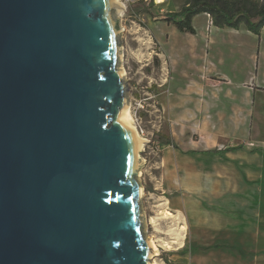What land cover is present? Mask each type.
Returning <instances> with one entry per match:
<instances>
[{
	"label": "water",
	"instance_id": "water-1",
	"mask_svg": "<svg viewBox=\"0 0 264 264\" xmlns=\"http://www.w3.org/2000/svg\"><path fill=\"white\" fill-rule=\"evenodd\" d=\"M113 0H0V264H150Z\"/></svg>",
	"mask_w": 264,
	"mask_h": 264
},
{
	"label": "rangeland",
	"instance_id": "rangeland-1",
	"mask_svg": "<svg viewBox=\"0 0 264 264\" xmlns=\"http://www.w3.org/2000/svg\"><path fill=\"white\" fill-rule=\"evenodd\" d=\"M188 1L123 0L126 8L121 18L124 31L119 35L120 67L126 71L131 113L139 130H143L146 144L141 153L144 161L139 175L144 189L140 200L144 235L153 239L159 248L155 257L157 264H264V252L260 253L253 242L249 247L244 246L245 255L233 249L209 250L207 255L192 250L194 246L213 245L225 239L232 242L229 232L222 233L220 229L223 217L227 215L224 219L229 222L233 206L229 198L228 182L233 179L230 174L238 165L253 163L264 155V146L249 144L245 130L235 134L231 129L204 127V121L209 124L211 119L209 109L217 106L199 103L172 106L169 102L176 97L167 81L172 69L159 38L175 43L177 40L183 42L184 38L174 36L170 24L160 19V15L179 10ZM196 24L201 31L198 39L204 40L206 18L198 17ZM256 36L243 35L241 38L257 43L259 36ZM262 36L264 40V31ZM214 37L217 41L236 38L225 33H216ZM186 44L190 50L191 44ZM202 55L203 58L193 55L192 60L197 58L202 65L204 52ZM227 58L229 60L230 56ZM242 59L238 61L240 70L246 73L252 62L250 58ZM193 61L189 64L187 60L180 61L177 71L196 69ZM254 66L257 69V60ZM139 100L145 101L146 109L136 112L135 102ZM200 102H203L202 97ZM227 146L235 149L221 155L189 152Z\"/></svg>",
	"mask_w": 264,
	"mask_h": 264
},
{
	"label": "crops",
	"instance_id": "crops-1",
	"mask_svg": "<svg viewBox=\"0 0 264 264\" xmlns=\"http://www.w3.org/2000/svg\"><path fill=\"white\" fill-rule=\"evenodd\" d=\"M200 16L206 18L204 40L198 39L201 31L196 21ZM193 26L196 34L180 32L173 24H170L173 35L183 37V42L177 40L175 43L168 39L162 41L159 38L172 69L167 81L169 90L176 97L169 102L173 104L172 106H196L198 103L201 106H217L214 110L209 109L211 119L209 124L204 121L206 123L203 124L204 127L215 130L231 129L235 134L245 130V138L249 144L264 146V40L262 36L264 28L259 37L243 25L240 29L219 28L212 24L207 13L195 15ZM211 31H213L212 36ZM216 33L230 34L236 38L217 41L214 37ZM243 35L256 36L258 42L250 40L248 43L241 38ZM197 39L199 42L195 43ZM186 42L191 44L190 50H187ZM203 52L202 65L197 58L192 60L193 55L202 57ZM242 58H250L252 62L246 73L240 70L238 61H242ZM184 60H187V63L195 62L196 69L188 66L189 69L178 72L176 67L180 61ZM255 60H257V69L254 66ZM227 62H229L228 65ZM200 66L205 69H201ZM201 97L203 102H200ZM227 147L231 149L216 155L227 154L235 149L233 146ZM249 147L251 146H247L251 149ZM192 153L214 154L201 151ZM259 157L257 162L238 165L230 174L233 179L228 182L231 193L229 198L233 206L228 217L229 222L225 220L227 215L223 217L220 229L222 233L229 232L232 242L225 239L213 245L194 246L198 249H192L193 251H200L207 255L209 250L233 249L240 255H245L244 246L249 247L253 242L260 253L264 252V155ZM224 210H230V208L224 207Z\"/></svg>",
	"mask_w": 264,
	"mask_h": 264
},
{
	"label": "trees",
	"instance_id": "trees-1",
	"mask_svg": "<svg viewBox=\"0 0 264 264\" xmlns=\"http://www.w3.org/2000/svg\"><path fill=\"white\" fill-rule=\"evenodd\" d=\"M199 13H207L211 22L219 28L229 27L240 29L243 25L253 34L260 36L264 28V0L258 3L254 0H189L178 11H168L161 14L160 19L173 24L180 32L196 34L193 17ZM156 16V15H155ZM231 148H211L202 153L219 154ZM197 152V151H189ZM197 250V247H193Z\"/></svg>",
	"mask_w": 264,
	"mask_h": 264
},
{
	"label": "bare ground",
	"instance_id": "bare-ground-1",
	"mask_svg": "<svg viewBox=\"0 0 264 264\" xmlns=\"http://www.w3.org/2000/svg\"><path fill=\"white\" fill-rule=\"evenodd\" d=\"M113 6H114V14H115V18L117 20V25H118V29H119V33L124 31V28L121 24V18H122V14L123 11H125L124 9L126 8L125 3L123 2V0H113ZM121 73L124 75L126 73V71L124 70V68H121ZM130 102L128 101L123 114H122V120L129 126V128L131 129L132 133L134 134V136L136 137L137 140V153L139 155V173H138V179H139V175L141 173V168H142V164H143V158L141 156V153L143 152L144 148L146 147L145 145V139L143 134L141 133V131L139 130V127L136 123L135 118L133 117L132 113H131V105L129 104ZM140 191H141V195L144 194V189L140 184ZM150 246H151V258H150V264H157L155 261V257L158 255L159 253V248L156 244V242L153 239H148Z\"/></svg>",
	"mask_w": 264,
	"mask_h": 264
},
{
	"label": "built area",
	"instance_id": "built-area-1",
	"mask_svg": "<svg viewBox=\"0 0 264 264\" xmlns=\"http://www.w3.org/2000/svg\"><path fill=\"white\" fill-rule=\"evenodd\" d=\"M135 105H136V108H137V111H142V110H145L146 109V103L144 100H139V101H136L135 102ZM141 132H143V130H141ZM147 143H150V139H148V142Z\"/></svg>",
	"mask_w": 264,
	"mask_h": 264
}]
</instances>
